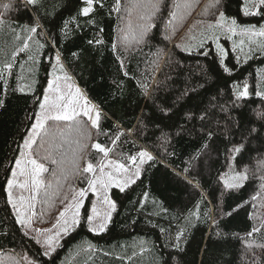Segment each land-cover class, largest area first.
<instances>
[{
	"label": "trees",
	"instance_id": "obj_1",
	"mask_svg": "<svg viewBox=\"0 0 264 264\" xmlns=\"http://www.w3.org/2000/svg\"><path fill=\"white\" fill-rule=\"evenodd\" d=\"M103 2L104 7L97 6L89 17L79 16L72 21L83 6L80 0H41L37 34L28 41L29 48L13 59L12 53L22 47L25 39L21 27L33 20L35 10L25 11L21 0H0V13L5 19V25L0 27V70H3L0 99L5 101V107L0 108V258L11 257L12 264H20L17 257L24 254L40 264H253V260L264 264V248L258 247L264 245V179H261L264 176V130L251 139L235 161L237 168L242 170L247 165L256 173L253 176L250 172L249 179L238 190H224L217 179L219 172L228 171L225 154L229 142L221 136L211 141L205 150L203 136L193 133L175 137L169 149L175 156L167 160L161 158V164L148 169L142 181L124 192L118 188L111 190L116 211L105 231H89L86 216L90 214V199L85 204L80 224L50 256L42 255L41 245L29 235L25 236L23 227L16 223L15 212L7 202L6 182L11 178L22 142L48 85L54 58L53 41L62 52L65 66L90 101L101 110V120L99 131L85 117L56 121L54 128L49 123L34 145L44 163V157L49 156L50 146L46 145L49 142L58 145L55 152L64 157L62 168L65 163L74 165V173H79L87 162L96 165L102 159L103 154L92 148L95 142L110 148L111 158L127 162V157L138 148L159 145L162 132H174V125L189 106L207 102L209 94L216 95L218 89L223 90L221 99H226L234 80L248 83L253 93L234 114L240 116L242 125L257 128L264 125V120L257 115L264 111V102L254 95L260 73L264 71V53L254 54L246 63L236 66V54L230 52L224 61L236 70L228 75L221 70L218 63L221 57L214 48L185 51L180 44H173L185 27L189 29L202 19L217 20V8L239 23L258 22L259 16L243 14L244 0H221L216 7L212 6L213 0H165L166 7L151 22L140 20L145 12L138 6L140 0H121L119 13L110 11L114 0ZM6 3L11 5L8 9L3 7ZM170 12L176 13L175 19ZM65 21H70L68 38L61 32ZM141 23L155 26L149 28L145 41L137 44L133 34L139 33ZM125 33L127 42L123 40ZM90 39H100L102 43L90 46L87 43ZM73 52L78 55L73 57ZM202 52L208 55H201ZM7 62L13 64L10 73L4 70ZM201 84L204 87H199ZM193 89L196 94L182 97L185 90ZM161 109L171 111L165 116ZM145 125L144 133L138 135V129H144ZM51 129L53 134L40 148ZM118 130L124 135L113 144ZM86 134L88 142H84ZM235 139L239 140V136ZM82 146L91 151L79 155ZM150 150L158 156L162 151L158 147H150ZM55 156L53 154L52 158ZM164 164L168 167H163ZM49 168L54 170L52 160L48 171ZM63 170L58 175L62 176ZM172 170L177 174L173 175ZM48 171L45 172L47 178ZM87 180L83 177L81 182ZM53 181L45 185L48 196H54L59 185ZM71 184L58 200L49 201L47 196L46 201L43 194L41 202L47 208L51 205L50 210L60 211L73 193ZM42 191L44 193V189ZM145 191L149 194L146 200ZM253 196L257 198L253 200ZM239 204L243 206L220 219L222 235L210 239L206 214L215 216L217 207L222 212H230ZM195 212H199L200 220L192 216ZM189 220L195 221V226L190 225ZM254 226L261 231L248 236ZM182 229L186 239H182L180 250L173 244ZM248 244L252 245L255 257L248 253Z\"/></svg>",
	"mask_w": 264,
	"mask_h": 264
},
{
	"label": "snow or ice",
	"instance_id": "obj_2",
	"mask_svg": "<svg viewBox=\"0 0 264 264\" xmlns=\"http://www.w3.org/2000/svg\"><path fill=\"white\" fill-rule=\"evenodd\" d=\"M221 0H213V7L220 5ZM80 3L83 5L78 9L77 16L72 17L71 20L75 21L79 16L89 17L90 14L95 12L97 6L104 7L103 0H80ZM245 7L243 8V14L245 16H261L264 18V0H244ZM21 4L24 7V10L27 11L28 8H32L35 10V16L33 20L25 24L21 27V31L25 33V39L22 42V47L18 48L12 53L13 59L20 53L24 52L29 48L28 41L32 39L33 34H37V29L40 25L36 22L39 18V11L41 8V0H21ZM11 5L6 3L3 5L5 9H8ZM138 6H142L145 9V12L140 15V20L145 22H151L154 17L158 13L162 11L163 7H166L165 0H140V4ZM179 7V5H176ZM116 11L119 13L121 11V0H114V4L110 11ZM218 10V19L215 21L214 26L219 28H227L228 32L235 33L237 28H242V30L250 36H259L264 37V24L260 25L257 28L256 25H240L238 24L235 18L226 17L223 11ZM169 15L175 19L176 13L170 12ZM70 21H65L64 26L61 28V32L64 34L65 38H68L69 32L67 31V26ZM91 22V21H88ZM171 20H169V24H171ZM5 25V19L3 18V13H0V27ZM155 25L152 23H141L138 25L140 31L138 34H133V39L135 43L140 44L145 41V37L148 34L149 28L154 27ZM76 27L79 28V23L76 24ZM129 27L131 25L129 24ZM15 31V29H13ZM102 31V29H101ZM123 31V30H122ZM17 39H20L17 36ZM123 40L125 42L128 41V34L125 33L123 35ZM88 45L93 44H101L102 41L100 39H90L87 41ZM243 43V42H242ZM43 46V45H42ZM202 46V45H201ZM116 46L113 45V48ZM217 47L220 48V45L217 44ZM261 50H264V44L260 45ZM223 51V49H221ZM251 51V49H250ZM191 54V53H190ZM77 52H73L72 56H77ZM201 55H208L206 52H202ZM53 56L55 59V64L53 67L57 65H62V52L58 45L53 41ZM248 58H251L250 56ZM29 59H32L30 56ZM247 61L245 60V63ZM219 66L223 73L232 75L236 68L228 67L225 64L224 59H220L218 61ZM241 63L240 57H236V66H239ZM13 68V64L11 62H7L4 64V70H7L9 73ZM127 75V73H125ZM0 78H3V70H0ZM65 79H70L69 77H65ZM199 87H204L203 84L199 85ZM231 89L230 94L226 99H221V94L223 92L222 89L217 90V94H209L207 98V102L201 101L199 104L189 106L184 112H182V119L178 120L174 125V132L171 134H164L162 132L163 139L161 140L159 145H151L144 146L138 148L137 152L133 155H129L127 157V162H122L117 159H108L107 163L104 164L101 161L99 164L94 165L92 162H87L86 166L83 167V173H97V169H99V174L95 175V178L88 179L87 188H81L77 194L73 195L72 200L75 203H70L64 211L60 212V217H64L65 213L69 211V209H74L72 212L71 219H64L63 223L60 220H57V225L59 227V231H56L54 235H48L46 238L41 241L39 236H33L37 244H41L43 248L42 255L50 256L52 253L56 251L58 246V238L61 235V232L67 234L69 228L74 229L81 222L80 209L84 204V197H86L89 191L96 194L97 199H102L103 204L107 205V209L103 212L97 208L96 202L92 203L90 214L86 216V223L88 225L89 231L93 232H103L106 230L108 223L112 219V213L116 211V203L111 200L108 196V190L111 187L118 188L121 192H124L126 188L130 187L137 183V181H142L143 176L148 172V169L154 168L157 165L161 164V158L163 160H167L169 157L175 156L174 151H170L169 149L173 146V139L178 136L183 135H192L193 133H198L203 136L205 143L202 145L203 149H208L210 147V142L216 138L223 137L225 140L229 142V147L226 149L225 159L228 164V171H221L218 173V182L223 185L224 190H238L244 186L245 181L249 179V173L251 172L253 176L256 175L247 165L243 166V169H239L235 165V161L239 155L242 154L244 150H246V146L250 143L251 139L258 136L262 130H264V125L261 128H257L255 126H245L241 124V119L239 115H236V110L242 107L243 102H245L248 98H250L253 93L249 91V85L246 82L241 83L240 81H232V84L229 85ZM49 90H53L59 92V87L57 86L53 89L52 82H49L48 85ZM23 91V89H20ZM196 94V90L193 89L191 92L185 90L182 93V97H187L189 95ZM254 95L256 97H260L262 102H264V89L258 88ZM79 98H83L85 103L81 105L79 103ZM63 102V103H61ZM5 107V101L0 99V108ZM81 108L83 110V115L87 116L91 121L92 127L96 128L98 131L100 130V120H101V110L96 108L95 106H89V102L87 97L83 96V93L79 88L76 89V93L71 95L70 97H66L63 94H60L57 100L50 102L47 94L44 96V102L40 104L41 112L36 114V122L31 127V132L24 139L23 148L28 150L27 157H25V153L21 151V158L16 159L15 165L16 169H19V173L16 169L11 171V178L7 179L6 189L5 191L8 194L7 202L12 206V208L16 211V223L23 226L27 229L30 220L27 217L22 218L19 208L17 207V203L13 200L12 189L14 187H19L22 189H27L29 191H35L37 194L39 193L40 187L43 184V180L41 179V174L47 172L48 169L41 162H38L37 159L32 156V146L36 144V137L40 135L41 130L45 128V122L47 120L60 121V120H72L75 116L80 113L77 111V108ZM163 115H169L171 109H161ZM218 114H223L218 115ZM258 117L261 120H264V111H260L257 113ZM157 129H159V125H156ZM147 125H145L144 129H138L137 134H143L146 130ZM124 135V133L117 131L112 143L115 144L120 137ZM239 136V140H236L235 137ZM40 148L44 147L43 142L39 145ZM86 147V146H85ZM150 147H158L162 151L159 156L154 155L150 150ZM92 148L97 150L99 153H102L104 158L109 156L111 151L110 148L102 146L100 143H94ZM205 154H208L205 152ZM49 156L46 155L44 159H48ZM25 160L27 163L31 165V168H28L25 165ZM52 163H57L56 160H52ZM163 167H168L167 164H164ZM77 168L79 165L77 164ZM105 168L111 169V171H105ZM187 171V169H185ZM172 174L176 175L175 170H172ZM25 176L27 179L24 182H18L17 176ZM261 179H264V176H261ZM191 183V181H189ZM196 187H199L197 184ZM148 192L145 191L143 193V198L146 200L148 198ZM223 195V193H221ZM77 196L79 198H77ZM203 199V194L201 195ZM257 197L253 196L252 199L255 200ZM32 200L35 199V196L31 197ZM142 203V202H141ZM247 203V202H245ZM23 206V205H21ZM33 205L29 203V207ZM243 204H239L236 208L232 209L230 212H222L219 207H217V214L215 216L210 213L206 214L207 220L210 222L209 228V238L219 237L222 235L219 229V221L225 215H231L232 212L236 211L238 208L242 207ZM197 208H199V204H197ZM192 216L195 217V220H200L199 212L192 213ZM187 219V218H186ZM189 224L195 226V221L189 220ZM54 226V227H56ZM264 227V226H262ZM38 233L44 234L51 230L49 229H37ZM261 231V228L253 227L250 232L247 233L248 236H252L253 233ZM25 236L29 235V232L25 230ZM182 239H186L184 235V230H180L177 232L175 236V243L173 247L177 249H181V241ZM258 247L264 248V245H258ZM248 253H250L253 257H255V251L252 248L251 244L247 245ZM25 259H27L25 257ZM28 264H35L34 261L29 260ZM253 264H256V261L253 260Z\"/></svg>",
	"mask_w": 264,
	"mask_h": 264
},
{
	"label": "rangeland",
	"instance_id": "obj_3",
	"mask_svg": "<svg viewBox=\"0 0 264 264\" xmlns=\"http://www.w3.org/2000/svg\"><path fill=\"white\" fill-rule=\"evenodd\" d=\"M215 21L216 20L208 21V20L202 19V20L197 21L189 29H187V27H185L179 33V35L173 40V44H175V43L180 44L182 49L185 51H193V50H198L201 48H205V49L214 48V50L220 55L221 59L227 58L229 53L232 52V53L236 54V57L237 56L240 57L241 62H245V60L247 61L248 59H250L248 57L249 56L252 57L254 54L264 53V50H261V48H260V45L264 44V37L250 36V34L244 32L242 30V28H237L235 33L228 32L226 27L223 29L219 28V27H215L214 26ZM238 24H240L242 26L243 25H256L257 28H259L260 25L264 24V18L259 16L258 22L243 23V24L238 22ZM168 34H171L169 29H168ZM131 43H133V42H131ZM134 43H135V40H134ZM217 44L220 45V48L217 47ZM125 48L131 49L132 47L131 46H125ZM221 49H223V51H221ZM250 49H251V51H250ZM54 64H55V59L53 58L48 85H49V82H52L53 89H55L58 86L59 92L49 90L48 85H47L40 104L44 102L45 94H47L49 101L52 102V101L57 100V98L60 94H63L66 97H70L71 95H74L76 93L77 88H79L81 90L84 97H87L85 92L83 91L82 87L78 84L77 80L74 78V76L72 75L70 70L65 66L66 64L62 61V65H63L62 67L59 65H57L56 67H53ZM65 77H69L70 79H65ZM25 85L29 86V83L25 84ZM258 88L264 89V71L262 72V74L260 73L259 81H258L256 90ZM87 100L89 102L90 107L95 106L96 108H98L92 101H90V99L88 97H87ZM61 103H63V102H61ZM79 103L81 105H83L85 103L84 99L79 98ZM40 104H39V107L37 109V113L41 112ZM77 111L80 114L75 116V118L85 117L91 124V121L88 119V117L83 115V110L81 108L78 107ZM74 119H72V120H74ZM72 120H64V121H72ZM35 122H36V117L34 119L33 124ZM54 122H56V121L47 120L45 122V128L43 130H41L40 133L42 134V131L44 132L46 130V127H48L49 123H52L50 125V127H52V128L57 127V123H54ZM90 130L93 131L94 129L90 128ZM30 132H31V128L29 129L25 138H27V136L30 134ZM87 133H88V130H87ZM52 134H53V131L51 129L50 132L46 135V137H44V141H45L43 143L44 145L47 141V138H49ZM38 137H36V141H37ZM84 142H88L87 134L84 137ZM95 143H98V142H95ZM23 144H24V141L22 142L20 154H19L18 158H21V151H23L25 153V157H27L28 150L23 148ZM34 145L32 146V150H31L33 158L37 159L38 162L43 163L47 169H48V166H49L51 160H56L57 163H55V164L53 163L54 164V170L50 171V168H49V171H48V174H49L48 177L49 178L46 177L47 173H46V175H45V172L41 174V179L43 180V184L40 187L38 194L35 191H29L27 189H22L19 187H14L12 189V193H13V200L17 203V207L19 208V211H20L22 218L27 217L30 220V223H29L27 229H25L22 226L24 231L27 230L29 232L30 237L39 236L41 241H43V239L46 238V236L54 235L56 231H59V227L56 226L57 220H60V222L63 223L64 219H69V220L71 219L72 212L74 211V209H69V211H67L65 213L64 217H60V212L64 211V209L70 203H75V201L72 200L73 195L77 194L81 188H87L88 187L87 181L85 183L81 182L83 177H87L88 179H93V178H95V175L99 174V169H97L96 174H93V173H83L82 172L83 167H85L86 165H84L81 168L79 173L78 172L74 173V168L72 167L74 165H71V164L68 165L67 163H65L64 168H62L63 165L61 162H62V158H64V157H62L61 154L59 155L57 152H55L57 149H59V147H57L58 145H55L51 142L46 143V145L50 146L48 148L49 158L45 159L46 163H44V162H42V160H40L39 152L37 150V147H34ZM87 151H91V150H89V148H86L85 146H82V148L78 151L79 152L78 154L82 155V153L87 152ZM43 153H44V150H43ZM53 154L56 155L54 158H52ZM108 159H114V158H111L110 156H108L107 158H104V156H103L102 159L97 164H99L101 161H103V163L106 164ZM74 161L75 162L77 161V157H76V159H74ZM47 163H48V166H47ZM25 165L28 168H31V165L27 163V160H25ZM14 169H16V165H15ZM62 169H64L61 172V173H63V175L60 176V174L58 175V172H60ZM71 169H72V171H70ZM16 170L19 173V169H16ZM105 171H111V169L105 168ZM26 179H27V177H25V176H20V175L17 176L18 182H24ZM53 179H54V181H53ZM48 181L49 182L53 181L54 183L59 184L57 186V188L55 189L54 196L53 195L48 196V191H47V188L45 187V185L48 183ZM69 183H72L71 186H72L73 193L70 196L69 202L67 204L63 205V207L60 209V211H56L55 209L50 210L49 208L51 205H48V208H47L44 205V202L43 203L41 202V201H43V198H42L43 194H44L45 200H46L47 196H48L47 198H50L49 201H53L54 199L58 200L59 197L62 196L64 194V192L66 191ZM113 188H116V187L109 188L108 196L111 200L114 201V199L111 196V190ZM43 189H44V193L42 191ZM33 196H35L34 200L31 199V197H33ZM77 198H79V197L77 196ZM83 199H84V204H83V207L80 209L81 218H82L83 209H84L85 204H86L88 199H90V201H91L90 202V211H91V206H92L93 202H96L97 208L100 211L103 212L105 209H107V205L103 204L102 199H97L96 194H94L91 191H89L87 193L86 197H84ZM46 201H48V200H46ZM29 203H31L33 206L29 207ZM21 205H23V206H21ZM48 210H50V212H47ZM14 212L16 215L15 210H14ZM113 213H112V217H113ZM54 226H56V227H54ZM37 229H49L51 231L44 233V234H41V233H38L36 231ZM74 229L69 228V231L67 234H64L63 232H61V235L58 238V246H57L56 250L60 247L64 238H66L67 235L71 234V232ZM95 233H101V232H95ZM25 257L27 259H25ZM10 258L11 257L4 258V259L0 258V264H12L13 259H10ZM17 260H19L21 262L20 264H28L29 260L34 261L35 264H40L34 257H30L27 254H24L21 257L18 256Z\"/></svg>",
	"mask_w": 264,
	"mask_h": 264
}]
</instances>
